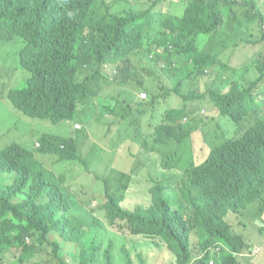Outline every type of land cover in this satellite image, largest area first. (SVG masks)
<instances>
[{
  "label": "trees",
  "instance_id": "trees-1",
  "mask_svg": "<svg viewBox=\"0 0 264 264\" xmlns=\"http://www.w3.org/2000/svg\"><path fill=\"white\" fill-rule=\"evenodd\" d=\"M178 1L184 2L181 15L176 14ZM121 5L124 8L119 10ZM253 22L259 28L264 24V0H146L141 4L0 0V39L18 37L26 42L18 60L30 72L25 87L8 89L6 98L23 114L52 123L76 116L73 129L83 131L81 138L46 132L32 148L17 142L18 136L0 149V264L12 249H20V263L43 255L44 264H95L101 257L110 264L116 237L108 227L115 230L121 219L131 235L165 242L174 264L193 259V264H209L212 251L206 248L213 243L220 247L213 257L215 264H243L240 257H253L257 244L235 232L225 216L229 211L243 214L256 205L258 212L249 218V225L264 231V224H259L264 219V106L257 108L264 102V54L252 59L254 77L245 79L242 73L240 80L232 78L236 66L221 57L240 42L256 43L242 37ZM141 47L161 57L154 65L170 78L174 89L187 88L198 98L206 93L217 113L238 128L245 124V130L231 138L215 118L201 122L195 107L165 110L146 135L132 131V141L139 145L125 149L132 164L109 165L94 175L98 184L93 191L101 188L104 201L89 207L69 186L67 171L60 166L80 161L88 167L93 158L103 163L99 155L104 148L94 142L89 145L88 126L100 120L110 125L108 107L98 99L110 94V85L120 84L118 79L126 75L123 61ZM206 76L210 79L203 92L199 83ZM126 78L132 75L127 73ZM135 82L137 90L149 96L144 101L152 103L150 86ZM76 122L87 125L79 127ZM253 124L260 130L263 148L255 160L241 166L245 138ZM195 129L201 130L208 146L199 165L191 151ZM173 150L175 157L163 163ZM184 150L187 156L182 155ZM37 153L51 154L50 165H56V171L48 169ZM141 157L148 161L145 181L152 182L147 189L149 202L145 196L147 203L126 208L124 201L133 192L132 175ZM170 200L184 204L181 212L171 210ZM192 234L197 238L196 251L190 245ZM138 244L121 243L125 264H134L132 253L143 264Z\"/></svg>",
  "mask_w": 264,
  "mask_h": 264
},
{
  "label": "rangeland",
  "instance_id": "rangeland-1",
  "mask_svg": "<svg viewBox=\"0 0 264 264\" xmlns=\"http://www.w3.org/2000/svg\"><path fill=\"white\" fill-rule=\"evenodd\" d=\"M130 1L141 4L146 0ZM123 8L124 6L121 5L119 10ZM183 10L184 2L178 1L176 14L181 15ZM246 28L247 26L242 37L247 40H256V43L240 42L238 45L233 46V48H229L221 53V57L228 59L233 66H236V72L232 74V78H236L237 80H240L239 75L242 73L245 79L253 78L254 68L252 66V59L260 54H264V39L261 38V33H264V24L260 28L257 22L249 24L248 33L246 32ZM23 45L24 40L18 37L0 39V149L7 143L15 140L18 136L17 142L20 144L28 148L36 147L39 145L38 140L40 136L46 132L81 138L83 131L73 129L74 122L77 121L76 116L71 121L52 123L47 119L33 118L23 114L20 110L13 107L6 98L5 93L8 89L22 88L25 85L26 79L30 76V72L21 68L18 63V51ZM125 73L126 75L123 79H118L120 84L113 83L110 85L112 89L110 94L101 96L98 99L100 105L108 107L106 111L108 112L107 118L110 125L107 124L106 120H100L98 122L94 121L92 126H88L90 134L89 145L94 142L101 144L104 148L99 155V158L102 157L103 163H99L96 161L97 158H93L90 160L92 163L88 167L80 161L73 162L71 165L64 164L60 166L61 170L67 171L65 175L69 186L80 199L88 202L89 207H96L98 200L104 201V193L101 188L93 191L94 185L98 184L94 180V175H100L106 168H109V165L121 164L123 167H126L133 163V160L125 150L139 147L137 143L132 141V131L137 129L143 135H146L153 127L151 125H155L160 121L165 109L176 108L183 103L174 94L162 96L165 90L172 86L171 80L168 76L165 77L162 75L158 70V66L150 63L144 56H131V64L128 65ZM127 73L131 74L132 78H126ZM205 78V80L202 79L199 83V89L203 92H206L210 77L206 76ZM135 80L143 81L145 86H153L156 89L159 96L154 103L145 102L140 99L137 95V84ZM206 97L207 95L205 93V96L201 99L191 98L187 104L189 107H195L196 116L203 119L201 122L215 118L218 125L224 131V135H236L239 131L238 126L227 117H223L217 113L212 103ZM148 99L149 96L147 94L146 100ZM135 100L138 101V104ZM263 106L264 102L258 104L257 108L263 109ZM140 110L143 111L140 112ZM259 111V115H262V110ZM132 122L134 124H131ZM76 123L79 127H82V124L83 126L87 125L79 122ZM253 125V129L247 133L245 138L247 143L245 149L246 157L241 162V166L248 161L255 160L263 148V143L259 138L260 130L256 124ZM74 128L76 127L74 126ZM204 140L205 137H203L201 130L195 129L191 136V151L196 164L200 163L208 152V146L205 147ZM109 146H112L111 149L108 148ZM174 150L167 156V160L162 161L163 163L175 157L173 154ZM182 155L187 156L188 151L184 150ZM36 157L48 169L56 171V165L55 167L50 165L52 164L51 154L37 153ZM139 162L140 165L135 166V172L132 175L134 178L133 184L131 185L133 192L124 201L126 208H132L136 204L143 205L147 203L145 196L149 202L147 189L152 182L151 180L148 183L145 181L149 176L145 168L148 161L146 157H141ZM170 205H172L170 207L172 211L181 212L184 204L182 202L173 203L170 200ZM257 212L258 207L252 205L245 209L243 214L229 211L225 216V220L234 226L235 232L241 233L253 245L257 244L253 248V257L249 260L246 257H240L243 264H264V231H261L258 225H253L252 227L249 225V218H254ZM123 223H125V220L121 219L120 224L114 227L115 230L107 226L115 233L116 237L112 245L113 257L110 264H125L119 250L123 240L126 241V246H130L131 241L140 243L137 249L142 252V256L144 257L143 264H174V254L165 242H161L160 239H149L140 235H131L128 229L121 226ZM259 224H264V219H261ZM118 226H121V228L119 229ZM154 241L161 243V246L157 247ZM190 245L194 251L198 250L195 234L191 235ZM19 253L20 249H12L11 253H7L4 256V264H32L33 261L44 264L43 255H38L27 263H20L17 260ZM131 257L133 258L134 264H140L135 254L132 253ZM95 264H104L102 257ZM209 264H215V262Z\"/></svg>",
  "mask_w": 264,
  "mask_h": 264
},
{
  "label": "clouds",
  "instance_id": "clouds-1",
  "mask_svg": "<svg viewBox=\"0 0 264 264\" xmlns=\"http://www.w3.org/2000/svg\"><path fill=\"white\" fill-rule=\"evenodd\" d=\"M26 43V42H25ZM25 43H24V46H25ZM23 46V47H24ZM162 51V48H161V50L159 51V52H161ZM133 55H142V56H144L150 63H152V64H155V63H158V62H161L162 60H161V57H159V55H156V54H153V53H149V52H147L143 47H141V48H139V49H137V50H135V51H133L132 53H130L129 55H128V60L127 61H123L124 62V66H125V71H126V69H127V67H128V65H130L131 64V56H133ZM158 57V58H157ZM18 63H19V60H18ZM19 66H21L20 65V63H19ZM26 82H27V80L25 81V85H26ZM25 85L22 87V88H24L25 87ZM22 88H20V89H22ZM177 90V91H176ZM150 93H151V101H152V103H154L155 102V100L158 98V96H159V94L156 92V89L153 87V86H150ZM171 94H174V95H176V96H178L181 100H182V105L181 106H179V107H176V108H167V109H165V110H173V109H180V108H183V107H185L186 109H191V108H193V107H189L188 106V101L191 99V98H197V99H201V98H198V97H196L189 89H187V88H181V89H174L172 86L170 87V88H168V89H166L165 90V92H164V95H162V96H168V95H171ZM137 95L140 97V99H142V100H146L147 99V93H146V91H138L137 90ZM135 102L138 104V101L137 100H135ZM238 133L236 134V135H234V136H231V138H233V137H236V136H239L240 134H242L243 133V131L245 130V124H243L242 126H241V128H238ZM204 160H202L200 163H198V164H196V165H199V164H201L202 162H203ZM258 246H262V245H258ZM255 247V246H254ZM253 247V248H254ZM201 255H199V257H200ZM214 256H216V254L214 253V252H212V257L211 258H213ZM198 257V258H199ZM210 258V259H211ZM213 260H214V258H213ZM192 261V260H191ZM193 261H194V259H193ZM210 261V260H209ZM214 262H215V260H214ZM210 263V262H209ZM193 264V263H192Z\"/></svg>",
  "mask_w": 264,
  "mask_h": 264
},
{
  "label": "built area",
  "instance_id": "built-area-1",
  "mask_svg": "<svg viewBox=\"0 0 264 264\" xmlns=\"http://www.w3.org/2000/svg\"><path fill=\"white\" fill-rule=\"evenodd\" d=\"M219 249H220V247H219V245L216 244V243H213L211 246H208V247L206 248V250H208V251H212V252H214V253L217 252V251H219ZM209 262H210V263H214L213 258H211ZM192 263H193V260L190 261V262H188V263H186V264H192Z\"/></svg>",
  "mask_w": 264,
  "mask_h": 264
}]
</instances>
